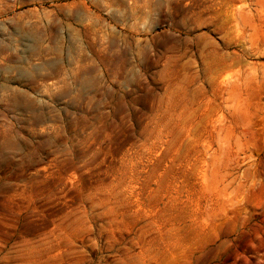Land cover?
<instances>
[{
    "label": "rangeland",
    "instance_id": "rangeland-1",
    "mask_svg": "<svg viewBox=\"0 0 264 264\" xmlns=\"http://www.w3.org/2000/svg\"><path fill=\"white\" fill-rule=\"evenodd\" d=\"M158 263L264 264V0H0V264Z\"/></svg>",
    "mask_w": 264,
    "mask_h": 264
},
{
    "label": "bare ground",
    "instance_id": "bare-ground-1",
    "mask_svg": "<svg viewBox=\"0 0 264 264\" xmlns=\"http://www.w3.org/2000/svg\"><path fill=\"white\" fill-rule=\"evenodd\" d=\"M154 26V25H153ZM151 27V26H150ZM156 31V29H153V30H151V32L152 33H154ZM148 32V31H147ZM137 33V32H136ZM140 33V32H139ZM149 36V35H148ZM151 36H153V35H151ZM171 55V54H170ZM218 58V57H217ZM216 58V59H217ZM170 60V59H169ZM171 60H172V58H171ZM170 60V61H171ZM167 61V60H166ZM173 61V60H172ZM215 62H216V60H214ZM223 61V60H222ZM176 62V61H175ZM217 63V62H216ZM216 63H209L210 64V70H211V75L213 76V77H215L214 79H215V81L217 80V78L219 77V75L220 74H222L223 73V71H224V69H222V68H220L218 65H216ZM170 64H172V63H170ZM208 67V66H207ZM161 71V70H160ZM162 78L164 79V80H166L167 81V84L168 85H175V84H177V80H176V78L178 77H176V78H173V76H170V74L167 76V74L168 73H172V74H175L173 71H170L168 68H164L162 71ZM223 75H224V73H223ZM211 77V76H210ZM220 78V77H219ZM221 79V78H220ZM219 81V80H218ZM220 83V82H219ZM179 85V84H178ZM162 229V228H161ZM163 231V230H162ZM171 238H172V235L170 234V233H168V232H165V231H163V233L161 234V237H160V240H159V243L156 245V246H154V245H149V253L151 254V253H154V256L156 255V254H161V249L163 248V246L165 247L166 245V247L167 248H169V247H171L172 248V246L170 245V243L172 244V240H171ZM161 245H163V246H161ZM146 246V245H145ZM35 251V250H34ZM33 251V252H34ZM32 253V252H31ZM39 253V252H38ZM172 253V252H171ZM33 254V253H32ZM31 254V255H32ZM30 255V254H29ZM31 255L30 256H28V258L29 257H31ZM37 255V252H36V254H34V255H32L33 257L35 256V257H37L36 256ZM144 255H148V253H145V252H143V254H142V256H144ZM40 256H41V254H40ZM166 256H168V254L166 255ZM162 257H164V255L162 256ZM160 260H162V259H160ZM29 261H30V259H29ZM38 261V260H37ZM31 262L33 263V260H31ZM39 262V261H38ZM158 264H163V263H158Z\"/></svg>",
    "mask_w": 264,
    "mask_h": 264
}]
</instances>
